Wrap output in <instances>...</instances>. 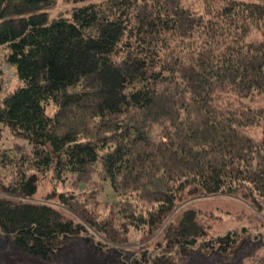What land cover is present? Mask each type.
I'll return each instance as SVG.
<instances>
[{"label":"trees","instance_id":"1","mask_svg":"<svg viewBox=\"0 0 264 264\" xmlns=\"http://www.w3.org/2000/svg\"><path fill=\"white\" fill-rule=\"evenodd\" d=\"M59 1L89 3L51 16ZM200 3L0 0V58L20 82L6 89L0 72V138L8 128L27 140L0 145L8 246L51 261L70 237L89 233L32 199L49 172L73 183L95 175L97 193L110 184L115 208L89 221L103 238L123 241L131 229L154 237L153 250L127 257L116 248L107 264H186L236 245L237 233L208 238L199 211L178 207L227 194L264 209V0Z\"/></svg>","mask_w":264,"mask_h":264},{"label":"rangeland","instance_id":"2","mask_svg":"<svg viewBox=\"0 0 264 264\" xmlns=\"http://www.w3.org/2000/svg\"><path fill=\"white\" fill-rule=\"evenodd\" d=\"M188 1L192 6L199 7L201 5V0ZM87 3L89 1L67 3L59 1L56 6L49 9V13L54 16L74 5ZM19 83L15 77L9 90H14ZM229 92L226 93L225 100H235V96L230 95ZM46 111L52 115L53 106L48 105ZM159 127V124L154 126L152 131L154 138L158 137ZM255 131V129L250 130L251 133H256ZM14 142L27 143V140L21 137H13L6 128L2 132L0 145L7 147ZM71 180L72 177L70 176L61 180L52 179L49 172L45 178L41 179L37 192L32 199L45 200L54 204L62 209L68 217H71L74 222L85 225L84 227L89 233L85 231L78 236L70 237L66 245L58 252L57 258L51 261H42L35 254L12 248L5 243L3 237H0V264H107L105 259H109L111 262L115 261L114 257H117V253H114L113 250L116 248H119L127 257L145 249L146 244L149 245L150 250H153L151 241L154 237L146 238L144 234L135 229H131L128 239L123 241L114 238V236L103 238L91 229L89 221L103 218L104 215L112 212L115 208L114 201L118 199V196L108 182L97 193L96 184L99 179L95 175L91 176V182L88 183L77 181L73 183ZM62 191L68 195L75 194L76 196L70 198L69 204H61L55 196ZM48 195H52V198L47 199L46 196ZM183 205L195 207L205 223H209L208 238L222 236L228 231L232 232L231 236L233 237L237 233L234 247L216 252L212 256H205L199 252L186 264H264V209L257 210L249 201L243 200L239 196L227 194L195 196L181 203L178 208ZM85 236H89L93 244L98 243L95 245L101 247L103 253L96 254L94 248L84 239Z\"/></svg>","mask_w":264,"mask_h":264},{"label":"built area","instance_id":"3","mask_svg":"<svg viewBox=\"0 0 264 264\" xmlns=\"http://www.w3.org/2000/svg\"><path fill=\"white\" fill-rule=\"evenodd\" d=\"M0 72L3 76V87L7 89L10 87L12 80L16 77V71L9 62L3 61L0 58Z\"/></svg>","mask_w":264,"mask_h":264}]
</instances>
